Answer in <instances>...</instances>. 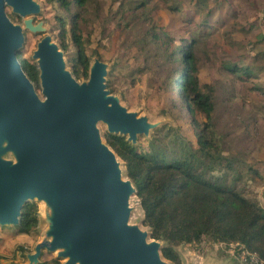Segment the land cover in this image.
<instances>
[{
  "label": "water",
  "instance_id": "1",
  "mask_svg": "<svg viewBox=\"0 0 264 264\" xmlns=\"http://www.w3.org/2000/svg\"><path fill=\"white\" fill-rule=\"evenodd\" d=\"M40 12L37 0H0V225L19 226L33 200L47 208L35 211L44 236L18 264H42L44 253L60 264H174L141 208L144 227L129 222L136 188L98 128L136 147L154 124L109 89L98 55L76 78L65 50L34 20ZM28 33L43 34L31 53L36 82L17 60Z\"/></svg>",
  "mask_w": 264,
  "mask_h": 264
},
{
  "label": "trees",
  "instance_id": "2",
  "mask_svg": "<svg viewBox=\"0 0 264 264\" xmlns=\"http://www.w3.org/2000/svg\"><path fill=\"white\" fill-rule=\"evenodd\" d=\"M43 1L58 9L50 18L57 23L56 38L61 48L67 52L71 50L74 76L86 77L89 58L85 40L91 33L90 28L86 29V20L91 0ZM168 1L119 0L113 14L118 17L113 21V29L123 36L127 50L134 48L145 64L153 63L157 73L165 74L167 108L189 120L185 133L179 128L174 131L166 128L164 134L153 135L145 150L113 134H105L106 142L123 160L126 174L135 185L143 225L151 228L152 238L166 243L161 249L165 258L180 264L175 247L182 244L200 250L202 242L238 243L255 253L264 264V208L243 196L239 187L243 180L260 178V173L243 158V150L222 153L227 146H234V137H244V132L233 136L227 129L218 135L215 114L218 117V100L223 96L216 88L201 87L198 83V45L209 34L206 31L209 24L219 26L223 21L210 23L212 7H206L207 0H197L194 13L199 15V21L193 16L190 21L196 25V30L202 31H194L187 39L177 40L160 27L157 20L155 10L159 7H166L173 13L181 9L179 0ZM89 23L92 25V21ZM104 30L105 24L101 29L102 37L108 35ZM255 56L259 62L264 61V52H256ZM19 59L25 74L36 82L35 65L23 52ZM224 69L232 73L239 71L247 78L255 76L264 66L226 63ZM139 71H143V67ZM35 211L34 204L27 203L23 207L18 226L20 233H28L36 225ZM3 258L0 254V264ZM42 264L60 262L51 259Z\"/></svg>",
  "mask_w": 264,
  "mask_h": 264
},
{
  "label": "rangeland",
  "instance_id": "3",
  "mask_svg": "<svg viewBox=\"0 0 264 264\" xmlns=\"http://www.w3.org/2000/svg\"><path fill=\"white\" fill-rule=\"evenodd\" d=\"M37 1L41 3V12L34 16V20H42L49 33L57 40V23L50 17L58 9L45 4L43 0ZM118 1H90L87 7L89 18L86 20L88 23L86 29L90 28L91 33L85 40V47L89 59L94 55H100V58L107 63L108 87L122 105L137 112L138 115L146 116L147 120L154 124L148 136L139 135L137 138L136 148L145 150L153 135L164 134L166 128L173 131L179 128L185 133V124L189 120L186 121L179 114L176 116L173 109L167 108L169 97L165 93V84H163L165 74L157 73L153 63L145 64L134 48L127 50L123 36H119L118 30L113 29V21L118 19L117 15L113 16L120 3ZM173 1L169 0L168 3ZM196 1L179 0L181 9L174 13L166 7L157 8L155 11L158 24L177 40L187 39L194 31L200 33L202 25L199 26L200 31H198L196 25L190 21L191 16L199 21V15L194 13ZM210 6L212 7L210 23L223 22L219 26L214 23L209 24L206 29L209 34L202 38L198 45V83L201 87L216 88L223 96V101L218 100V117H220L215 114V128L218 135L222 134V130L227 129L233 136L244 132V137H234V146H227L228 148L222 150V153H236L237 149H241L244 153L243 158L253 168L258 169L260 178L243 180L239 187L243 196L264 208V69L256 71L255 76L250 75L247 78L242 77L239 71L232 73L224 69L226 63L240 65L243 62L254 67L264 66V61L259 62L255 56L256 52H264V0H207L206 7ZM95 13L98 15L95 16ZM105 20L107 21L103 23L104 31L108 35L102 37L101 23ZM232 23L235 25L229 26ZM42 36V33H28L26 36L22 52L30 62L36 42ZM70 51H65L69 59V67L72 65ZM18 62L21 63V59ZM142 67L143 71H139ZM176 90L175 88L174 91ZM236 113L238 119L235 118ZM240 120L243 122H238ZM98 128L104 139L107 134L104 124L98 123ZM216 173L219 174L218 171H215ZM221 173L223 174V170ZM32 202L37 211L39 207L44 212L47 211L43 203L36 200ZM129 205L132 207L129 222L144 227L141 223L142 213L135 196L130 198ZM41 221L28 233H20L18 226L0 225V254L4 256L1 260L2 264L24 262L25 251H30L35 241L44 236L46 224L44 220ZM237 245L238 243L226 245L202 242L200 250H194L186 244L176 246L175 249L180 264H243L245 262L241 259L242 254L241 257L237 256L241 249L239 245L242 244L238 245L239 249L236 248ZM53 257L52 254L44 253L41 259L51 261Z\"/></svg>",
  "mask_w": 264,
  "mask_h": 264
},
{
  "label": "built area",
  "instance_id": "4",
  "mask_svg": "<svg viewBox=\"0 0 264 264\" xmlns=\"http://www.w3.org/2000/svg\"><path fill=\"white\" fill-rule=\"evenodd\" d=\"M238 245L236 248L239 249ZM239 246L241 247V249L238 251L239 253L237 254V256L240 255L241 257L242 254L241 259L245 262L243 264H263L262 260H260V258L255 253L248 251L243 245Z\"/></svg>",
  "mask_w": 264,
  "mask_h": 264
},
{
  "label": "bare ground",
  "instance_id": "5",
  "mask_svg": "<svg viewBox=\"0 0 264 264\" xmlns=\"http://www.w3.org/2000/svg\"><path fill=\"white\" fill-rule=\"evenodd\" d=\"M18 60V59H17ZM19 63V62H18Z\"/></svg>",
  "mask_w": 264,
  "mask_h": 264
},
{
  "label": "crops",
  "instance_id": "6",
  "mask_svg": "<svg viewBox=\"0 0 264 264\" xmlns=\"http://www.w3.org/2000/svg\"><path fill=\"white\" fill-rule=\"evenodd\" d=\"M48 254V253H47Z\"/></svg>",
  "mask_w": 264,
  "mask_h": 264
}]
</instances>
